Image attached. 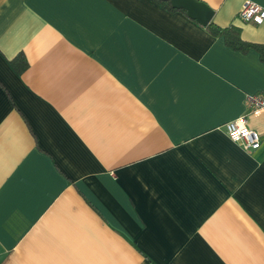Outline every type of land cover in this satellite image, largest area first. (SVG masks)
Here are the masks:
<instances>
[{
	"label": "crops",
	"instance_id": "obj_1",
	"mask_svg": "<svg viewBox=\"0 0 264 264\" xmlns=\"http://www.w3.org/2000/svg\"><path fill=\"white\" fill-rule=\"evenodd\" d=\"M201 1L264 47L245 0ZM208 25L158 0H0V264H264V55ZM243 115L259 149L228 136Z\"/></svg>",
	"mask_w": 264,
	"mask_h": 264
},
{
	"label": "built area",
	"instance_id": "obj_2",
	"mask_svg": "<svg viewBox=\"0 0 264 264\" xmlns=\"http://www.w3.org/2000/svg\"><path fill=\"white\" fill-rule=\"evenodd\" d=\"M239 16L245 21L262 23L264 21V7L252 0H245ZM247 107L250 112L259 114L264 111V97L260 94L248 95ZM228 136L231 140L241 144L246 150H256L261 147L262 138L259 132L248 125L247 116L225 123Z\"/></svg>",
	"mask_w": 264,
	"mask_h": 264
},
{
	"label": "trees",
	"instance_id": "obj_3",
	"mask_svg": "<svg viewBox=\"0 0 264 264\" xmlns=\"http://www.w3.org/2000/svg\"><path fill=\"white\" fill-rule=\"evenodd\" d=\"M158 1H160L163 5L167 6L168 8L175 9L172 7V5L169 1H166V0H158ZM208 28L214 34H223L229 40V42L231 44L235 45L236 47L245 48V49L249 48V47H255L258 50H260L264 55V47L263 46L255 45V44H249V43L244 42L243 40L240 39V37L238 35L239 33L236 32L233 28H221L214 23H210L208 25ZM12 64L15 66L16 70L19 73H23L28 66V62L23 55H19L16 58H14L12 60Z\"/></svg>",
	"mask_w": 264,
	"mask_h": 264
},
{
	"label": "water",
	"instance_id": "obj_4",
	"mask_svg": "<svg viewBox=\"0 0 264 264\" xmlns=\"http://www.w3.org/2000/svg\"><path fill=\"white\" fill-rule=\"evenodd\" d=\"M169 1L173 8L183 9L188 16L197 20L203 25H208L215 11L204 1L201 0H166Z\"/></svg>",
	"mask_w": 264,
	"mask_h": 264
}]
</instances>
